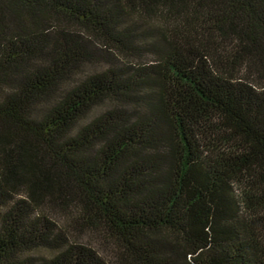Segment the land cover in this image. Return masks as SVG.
I'll return each mask as SVG.
<instances>
[{
	"label": "trees",
	"instance_id": "obj_1",
	"mask_svg": "<svg viewBox=\"0 0 264 264\" xmlns=\"http://www.w3.org/2000/svg\"><path fill=\"white\" fill-rule=\"evenodd\" d=\"M0 264H264V0H0Z\"/></svg>",
	"mask_w": 264,
	"mask_h": 264
}]
</instances>
